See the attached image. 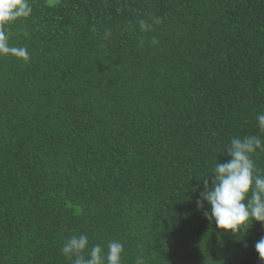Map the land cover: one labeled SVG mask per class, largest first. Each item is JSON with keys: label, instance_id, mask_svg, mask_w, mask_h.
I'll list each match as a JSON object with an SVG mask.
<instances>
[{"label": "trees", "instance_id": "1", "mask_svg": "<svg viewBox=\"0 0 264 264\" xmlns=\"http://www.w3.org/2000/svg\"><path fill=\"white\" fill-rule=\"evenodd\" d=\"M28 2L5 28L27 58L0 56V264H70L79 234L122 264H262L264 225L218 237L194 189L264 141V0Z\"/></svg>", "mask_w": 264, "mask_h": 264}, {"label": "clouds", "instance_id": "2", "mask_svg": "<svg viewBox=\"0 0 264 264\" xmlns=\"http://www.w3.org/2000/svg\"><path fill=\"white\" fill-rule=\"evenodd\" d=\"M28 0H0V56L18 55L27 58L24 49L11 47L5 28L8 24L31 14ZM155 23H160L156 18ZM141 31H151L153 24L139 21ZM111 35L105 32V38ZM157 41L153 39L152 43ZM257 127L264 134V112L256 116ZM264 149V141L258 135L235 136L223 146L224 162L216 161L212 173L202 180V187L194 189L199 193L196 200L198 210L211 224L215 225L217 236H233L247 229L249 223L264 225V175L257 170L253 156ZM107 250L101 244H94L89 250V239L84 234L72 235L61 247V252L70 264H122L124 244L119 240L107 243ZM87 250V255L85 251ZM255 251L264 264V237L255 243ZM136 264H144L141 257ZM222 264V262H221Z\"/></svg>", "mask_w": 264, "mask_h": 264}, {"label": "rangeland", "instance_id": "3", "mask_svg": "<svg viewBox=\"0 0 264 264\" xmlns=\"http://www.w3.org/2000/svg\"><path fill=\"white\" fill-rule=\"evenodd\" d=\"M50 1H52V0H50ZM53 1L55 2V1H57V0H53Z\"/></svg>", "mask_w": 264, "mask_h": 264}]
</instances>
